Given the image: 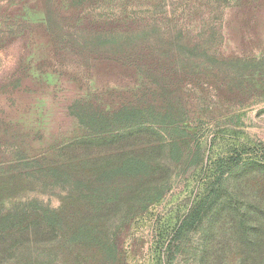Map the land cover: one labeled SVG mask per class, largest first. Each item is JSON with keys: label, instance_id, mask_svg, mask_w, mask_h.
Wrapping results in <instances>:
<instances>
[{"label": "rangeland", "instance_id": "obj_1", "mask_svg": "<svg viewBox=\"0 0 264 264\" xmlns=\"http://www.w3.org/2000/svg\"><path fill=\"white\" fill-rule=\"evenodd\" d=\"M0 264H264V0H0Z\"/></svg>", "mask_w": 264, "mask_h": 264}, {"label": "trees", "instance_id": "obj_2", "mask_svg": "<svg viewBox=\"0 0 264 264\" xmlns=\"http://www.w3.org/2000/svg\"><path fill=\"white\" fill-rule=\"evenodd\" d=\"M95 154L98 153L96 152ZM88 156L89 155L82 153L75 156L76 158L71 161L60 164L57 167L51 166L47 168L45 174H47L46 178L48 179V182L52 183L53 179L62 176L68 178L71 190H82L83 194L91 190L93 181L92 177L95 173L97 174L101 170L102 164L88 165V162H90Z\"/></svg>", "mask_w": 264, "mask_h": 264}]
</instances>
